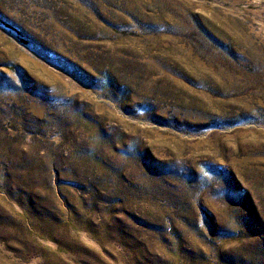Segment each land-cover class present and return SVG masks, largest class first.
<instances>
[{
  "label": "rangeland",
  "instance_id": "rangeland-1",
  "mask_svg": "<svg viewBox=\"0 0 264 264\" xmlns=\"http://www.w3.org/2000/svg\"><path fill=\"white\" fill-rule=\"evenodd\" d=\"M0 264H264V0H0Z\"/></svg>",
  "mask_w": 264,
  "mask_h": 264
}]
</instances>
